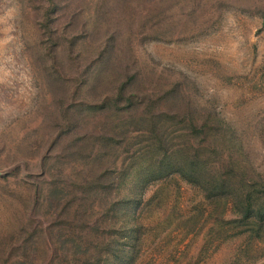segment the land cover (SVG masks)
Segmentation results:
<instances>
[{"label": "rangeland", "instance_id": "1", "mask_svg": "<svg viewBox=\"0 0 264 264\" xmlns=\"http://www.w3.org/2000/svg\"><path fill=\"white\" fill-rule=\"evenodd\" d=\"M200 1L185 20L177 14L156 30L152 0H0V264H264V222L224 219L175 167L150 176L166 148L181 161L192 153L183 145L189 133L205 129L198 140L213 170L264 178V0ZM100 25L113 27L116 60L112 82L92 88L100 51L112 41L90 29ZM126 72L136 75L127 91L153 101L147 122L110 101L96 107ZM116 113L122 129L105 132L102 144L110 160L118 155L111 165L118 177L129 170L126 182L109 187L106 164L91 162L104 186L85 196V219L75 199L65 210V201L50 206L53 183L74 190L70 181L85 167L73 160L79 147L87 154ZM158 138V148L134 154ZM32 229L52 246L45 238L23 243Z\"/></svg>", "mask_w": 264, "mask_h": 264}, {"label": "trees", "instance_id": "2", "mask_svg": "<svg viewBox=\"0 0 264 264\" xmlns=\"http://www.w3.org/2000/svg\"><path fill=\"white\" fill-rule=\"evenodd\" d=\"M133 2H137L140 0H132ZM146 1V0H142ZM212 1V0H211ZM215 2L221 1V0H214ZM202 1L198 3V0H152L153 7L148 10L149 14H152V18L155 19L156 22V30L161 29L163 26V23L167 20H170L169 23H174L177 20V16L181 18V21L185 20L184 18H187V15H190V12H195V10L198 8V5H200ZM176 4H178V10L171 11L173 7H176ZM171 11V13H170ZM54 12V8L52 9V13ZM188 12V13H185ZM178 14V15H177ZM175 15V17H174ZM142 16L141 12L135 18ZM51 19V18H50ZM50 22V21H49ZM180 22V21H179ZM72 23L69 24L71 26ZM263 24H264V13H263ZM48 25V24H47ZM53 28L50 27V31ZM90 29L92 31H95L98 29V32L101 31L102 36L107 40L108 37L111 39V43L107 40L104 42V46L102 48L101 52V60L99 62V71L95 75L92 76L91 83L93 80L94 84H92V88L94 86H97L98 88L101 87V85H105L104 82H112L110 77V72L112 70V65H114V60H116V38L115 33L112 32L113 27L112 26H91ZM52 33V31L50 32ZM53 34V33H52ZM140 35H145L144 33H141ZM107 37V38H106ZM142 37V36H140ZM54 44H58L57 41H54ZM74 49V48H73ZM131 72H126L125 75L127 76L125 80H122L119 85L116 88V92L110 93L109 91L105 90V93L102 97V102L96 106L97 109L102 106L106 107V104H103L107 101L113 102V106L117 105H123L121 108H117V112L121 111L123 114H130L132 115V120H136L139 122L141 120L145 119L144 122H147L150 115H152V109H153V101L150 100V102H146L144 100L139 101V95L138 94H132L130 91L128 92L126 88L128 83L135 79V74H130ZM109 74V77H108ZM121 72H118L116 74L115 79L119 81L121 79ZM129 78V79H128ZM109 83H106L107 85ZM131 85V82L129 86ZM128 86V87H129ZM109 93V94H106ZM103 104V105H102ZM108 107V106H107ZM140 109H143V112H139ZM140 115H143L144 118ZM147 115V117H145ZM153 116V115H152ZM154 117V116H153ZM108 121L103 123L100 127L101 133L92 135L93 139L90 142L91 143V149L87 154L84 153L85 148L79 147L78 154L75 159H73L78 164H83L85 167H83L81 170H78L75 175L73 176L74 181H70L69 186L74 187V190L71 192H68L67 189H63V185H60L57 181L53 183L52 188L50 190L49 195V204L52 207H55L58 205V202L65 201L64 206L62 207V210H65L66 206L68 205V199L70 200H76L77 208L79 207V211H82V215L80 216V219L84 220L86 217V212L88 209L87 202L85 203L84 198L86 195L89 194V191L95 188L103 187L104 182L102 181V172L99 173V178H94L93 176L96 175V171L93 167H89L88 164L91 162H97L100 161L101 163H105L107 168L104 169L105 174L107 177L104 181H108L109 187H114L117 185H121L122 183L126 182V179L129 177V170L122 173L123 176L118 177V173L112 171L111 165L115 163L114 159L118 157V155L114 156L113 160H110V156L107 155V147L104 146L102 143L105 141H109L108 137L105 136V132L111 130L114 134H118L119 130L117 127L119 126L121 129V124L119 123L121 120L124 121L118 113H116L115 117L110 118L106 117ZM158 118V119H156ZM155 119H153L151 123L152 131L158 129V125L161 122V116L157 115ZM112 121H109L111 120ZM131 120V121H132ZM199 122H191L187 129H189L191 126L195 128H198ZM178 130V128H177ZM176 130V131H177ZM125 131V130H123ZM138 131H146L144 128H139ZM199 134L202 136H205L207 134V131L205 129H201L198 131V136L195 138L192 137V134L189 133L187 139L185 140L184 146L189 144L190 148L192 149L191 155H187L185 158H183L181 161L175 160L174 156L171 155L168 152V149L166 148L164 151V155L161 154L160 157H157V160L153 164L152 168H150V176L155 175L156 177L163 175L166 171H168L169 168L175 167V171L179 172L182 175L187 176L190 180L189 182L195 183L198 185V187L202 188L204 191H206L207 198L204 197V200L207 201V205H214L213 210L216 211L218 215L223 212V218L228 214H232L234 216L233 221H237L238 219L242 221V227L243 225H252L255 223V221L264 222V204H259V201L264 197V178H260L259 180H253V178H248L247 176H239V174L235 172H231L228 174L218 173L216 170L212 169V163L208 159H206L205 156V146L203 145L204 140L199 139ZM196 139L197 145H194V141ZM117 143L121 141V137L116 138ZM161 142V138H158L157 142H153L152 144L149 143L148 140H145L146 146L143 147L145 150L144 152L140 150L142 153H134L135 155H141L147 152H151L153 147L158 148L159 143ZM143 146V145H142ZM173 148V146H172ZM185 148V147H184ZM88 149V148H87ZM174 149V148H173ZM138 151V150H137ZM157 151V150H156ZM190 153V152H189ZM194 156L191 160L190 157ZM198 159V164L196 165V161ZM190 160V161H189ZM189 165V166H187ZM110 167V169L108 168ZM116 169V168H115ZM55 180V179H54ZM118 180V182H116ZM120 181V182H119ZM118 183V184H117ZM52 184V183H51ZM35 189L38 187V184L36 183L34 185ZM37 192H39V189H36ZM72 195V196H70ZM69 197V198H68ZM222 201H225L224 204ZM219 204L221 205V210L219 211ZM210 211V210H208ZM211 212V211H210ZM75 217L78 216V213L75 212ZM33 220H36L35 218L31 217ZM42 224V221H38ZM39 224V223H38ZM141 227V226H140ZM264 227V224L260 225V228L262 229ZM131 229V228H130ZM133 231V229L131 230ZM61 235H68L67 239H70V237H73L74 233L64 232L63 230L60 231ZM45 238L47 243L52 242L51 238L43 233H37V230L32 229L27 233V236L23 239V243L26 245L29 243V241L33 244L37 240ZM75 240H73L74 242ZM50 246H52V243H50ZM33 248L26 250L24 249L22 256L29 259L28 252ZM122 250V249H121Z\"/></svg>", "mask_w": 264, "mask_h": 264}, {"label": "water", "instance_id": "3", "mask_svg": "<svg viewBox=\"0 0 264 264\" xmlns=\"http://www.w3.org/2000/svg\"><path fill=\"white\" fill-rule=\"evenodd\" d=\"M4 174H5L4 172H1V171H0V175H4Z\"/></svg>", "mask_w": 264, "mask_h": 264}]
</instances>
